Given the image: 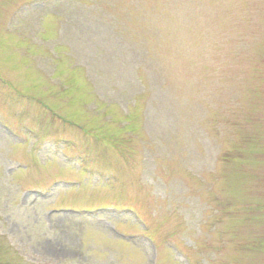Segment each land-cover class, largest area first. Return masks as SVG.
<instances>
[{
  "label": "rangeland",
  "instance_id": "rangeland-1",
  "mask_svg": "<svg viewBox=\"0 0 264 264\" xmlns=\"http://www.w3.org/2000/svg\"><path fill=\"white\" fill-rule=\"evenodd\" d=\"M0 264H264V0H0Z\"/></svg>",
  "mask_w": 264,
  "mask_h": 264
}]
</instances>
